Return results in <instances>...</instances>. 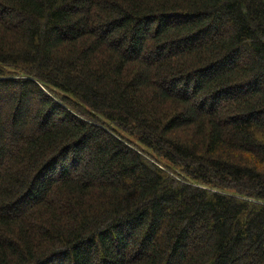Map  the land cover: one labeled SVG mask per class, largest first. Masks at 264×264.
<instances>
[{"label": "trees", "instance_id": "16d2710c", "mask_svg": "<svg viewBox=\"0 0 264 264\" xmlns=\"http://www.w3.org/2000/svg\"><path fill=\"white\" fill-rule=\"evenodd\" d=\"M0 264H264V0H0Z\"/></svg>", "mask_w": 264, "mask_h": 264}, {"label": "rangeland", "instance_id": "374dc122", "mask_svg": "<svg viewBox=\"0 0 264 264\" xmlns=\"http://www.w3.org/2000/svg\"><path fill=\"white\" fill-rule=\"evenodd\" d=\"M148 159H149V158H148ZM154 162H155V161H154ZM155 164H156V163H155ZM157 164H158V165H159V164H161L162 166H164V165H163L161 162H158ZM159 166H160V165H159ZM160 167H161V166H160ZM161 168H163V167H161ZM178 171H179V170H178V169H176V173H175V174L177 175L176 177H178V176H179L178 178H181V177H180V176H181V174H180V172H178ZM169 174H171V175H172V173H170V172H169Z\"/></svg>", "mask_w": 264, "mask_h": 264}]
</instances>
